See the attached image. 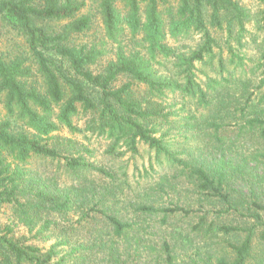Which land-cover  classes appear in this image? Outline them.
<instances>
[{
	"label": "trees",
	"instance_id": "trees-1",
	"mask_svg": "<svg viewBox=\"0 0 264 264\" xmlns=\"http://www.w3.org/2000/svg\"><path fill=\"white\" fill-rule=\"evenodd\" d=\"M84 5L85 0H0V23L9 25L17 36L7 49L0 50V95L6 110L5 117L0 119V206H11L29 230L38 225L37 234L57 223L52 214L62 219L70 213L88 216L96 197L92 181L87 182L81 176L75 186H59L55 178H44L26 167L33 157H60L70 171L90 168L106 174L83 157L62 156L48 142L53 138L51 132L62 126L81 131L73 118L79 112H88L89 130L103 132L114 142L125 139L132 151L142 141L156 152H163L191 180L198 195L212 197L239 211L238 200H243L233 195L229 181L235 173L244 170L252 173L251 163L264 161V94L254 102L250 81L241 77L235 83L240 87L243 102L238 101L239 106H235L237 99L221 97L212 106L207 92L194 80L192 69L193 62L220 48L215 34L223 23L227 30L236 25L243 27L246 10L237 0H95L104 38L97 45L77 43L74 39L92 23L89 13H80ZM58 22L65 23L55 28ZM258 23L264 30V9ZM192 34H198L199 39L188 51L179 52L167 43L168 36L188 39ZM134 41L143 43V50L130 46ZM109 42L112 54L105 56L108 54L105 45ZM259 49L264 57V36ZM231 57L243 65L240 56L232 53ZM169 58H174L178 66L171 76L159 72L155 66L163 65L162 61ZM261 65L259 86L264 84V62ZM120 75L128 80L115 87ZM141 84L148 94L137 100L131 94L133 86ZM174 88L189 98H198L207 107L208 116L202 119V140L210 137L206 140L208 146L197 148V155L191 154L187 160L169 151L164 125L169 123L171 113L165 112L162 102L154 100L156 95ZM224 119L232 122L225 124ZM230 128L233 139L227 149L233 152L231 147L236 143L247 151L237 164H231L225 153L218 152L223 147L221 136ZM240 139L247 141L241 143ZM254 140L260 142L259 146L247 145ZM217 142L220 146H214L213 151L211 146ZM254 205L257 208L253 210L249 206L244 208L253 219L251 223L219 226L220 230L240 237L228 244L229 255L219 256L214 262L194 264H264L253 253L254 238L264 241V219L260 212L264 213V206ZM137 209L155 210L151 205H140ZM175 210L188 211L179 205L164 209L170 213ZM96 211L104 214L117 237L131 228L130 222L116 215L98 208ZM208 213L204 212L200 220H205ZM12 233V225L0 230L2 264H48L57 255L55 244L42 253L39 247L15 239ZM106 247V241L100 240L99 249ZM164 249L167 264H172L171 246L165 243ZM113 252L114 248L109 249L111 259Z\"/></svg>",
	"mask_w": 264,
	"mask_h": 264
},
{
	"label": "rangeland",
	"instance_id": "rangeland-1",
	"mask_svg": "<svg viewBox=\"0 0 264 264\" xmlns=\"http://www.w3.org/2000/svg\"><path fill=\"white\" fill-rule=\"evenodd\" d=\"M237 1L247 12L243 27L240 29L236 25L227 30L223 23L222 28L215 34L220 48H214L213 54L205 55L203 60L193 62L194 80L207 92L212 106L217 104L221 97L237 99V103L235 101L234 103L235 106H239L238 101L242 103L243 98L239 95L240 87L235 81L241 77L250 81L249 88L253 90L254 102L264 94V84L259 86L262 78L261 64L264 62L259 45L264 30L258 27V18L264 9V1ZM80 13H89L92 23L87 31L74 37L75 42L99 45L104 38L95 0H85ZM64 23L58 22L55 28ZM15 39L17 36L9 25L0 23V50L7 49ZM136 39L139 41V36H136ZM198 39V34H192L188 39L168 36L167 43L174 45L179 52H185L188 51V47L192 48ZM142 44L134 41L130 46L143 50ZM105 47L108 50L105 56H111L112 44L109 42ZM232 53L240 56L242 66L231 57ZM162 62L163 65L155 66L163 74L171 76L172 71L175 69L176 72L178 69L174 58ZM127 80L126 76L120 75L114 85L118 87ZM147 94L145 85H134L131 97L141 100ZM197 99L189 98L185 92L176 88L166 89L161 96L154 97V100L162 102L165 112L171 113L168 117L169 123L164 125L168 133L164 138L167 147L175 156L185 160L189 159L191 154L197 155V148L208 146L206 140L210 138L202 140L204 127L202 119L208 116V113L207 107ZM235 112L239 114V111ZM5 113L3 96L0 95V119L5 117ZM89 118L88 112H79L73 118V123L81 131H71L62 126L51 132L50 138L51 136L53 138L48 142L55 146L62 156L83 157L106 174L90 168L70 171L60 157L54 159L33 157L26 167L44 178H55L59 186H75L81 176L87 182L92 181L96 194L91 203L94 211H89L85 218L77 213H70L63 219L52 214L51 218L57 223L49 230L37 234L35 232L38 225L29 230L16 217L11 206L2 204L0 230L5 225H12L15 239L39 247L42 253L55 244L54 251L57 255L52 257L48 264H167L165 243L173 250L172 264L203 263L207 260L214 262L217 257L230 254L228 244L240 237L237 233L220 230L219 226L249 224L253 219L248 217L244 208L247 206L252 210L257 208L254 203L264 206V161L256 165L251 163L252 173L244 170L231 177L229 184L233 189V195L243 200L235 197L241 204L237 206L239 211H234V208L217 199L198 195L191 180L182 174L180 167L163 152H156L153 147L142 141H138L136 150L132 151L125 139L114 142L113 138L103 132L89 130L87 127ZM224 122L227 124L232 122V119H224ZM19 125L20 123H17V126ZM232 135V128L224 132V136H221L223 147L218 152L225 153L231 164H237L241 155L247 151L236 143L231 147L233 152L227 149L229 141L233 139ZM246 141L242 139L241 143ZM254 141L248 142L247 145H252L251 148L259 146L260 142ZM214 146L220 145L217 142L211 146L213 151ZM86 193L90 191L86 189ZM140 205H151L155 210L140 211L137 209ZM176 205L187 209V213L181 210H175L174 213L164 211ZM97 208L130 222L131 228L123 236L113 235L106 217L102 212L96 211ZM204 212L209 213L205 220L201 221L200 216ZM260 212L264 219V213L261 210ZM64 240L68 243H64ZM100 240L106 241V248L99 249ZM112 248L113 259L109 253V249ZM253 253L257 261L264 263V241L254 238Z\"/></svg>",
	"mask_w": 264,
	"mask_h": 264
}]
</instances>
